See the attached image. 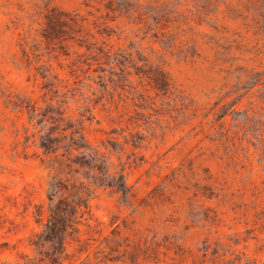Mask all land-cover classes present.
<instances>
[{
	"label": "rangeland",
	"instance_id": "1",
	"mask_svg": "<svg viewBox=\"0 0 264 264\" xmlns=\"http://www.w3.org/2000/svg\"><path fill=\"white\" fill-rule=\"evenodd\" d=\"M263 11L0 0V264H264ZM83 152L128 193L87 177ZM58 179L83 181L90 210L51 261L34 240Z\"/></svg>",
	"mask_w": 264,
	"mask_h": 264
},
{
	"label": "trees",
	"instance_id": "2",
	"mask_svg": "<svg viewBox=\"0 0 264 264\" xmlns=\"http://www.w3.org/2000/svg\"><path fill=\"white\" fill-rule=\"evenodd\" d=\"M66 23L68 25V21ZM249 25L264 33V11L253 12L249 18ZM157 77V80L166 84L167 80L164 72L158 73ZM58 141L59 139L49 136L42 142V146L48 151H55L57 148L55 145L59 144ZM72 144L69 147H74V145L78 148L86 147L85 142H77L76 140H73ZM72 160L79 163L84 169H88L85 173L95 183L112 186L124 194L128 193L129 187L123 174H120L119 177H110L108 166L97 154L83 152L82 155ZM50 191V214L44 229L36 235L37 238L34 240V243L42 247H45L49 243L51 252L46 250V253L49 255L51 261H58L60 255L65 250L66 237L78 230L81 218L90 210V192H88L83 181L80 184L70 186L63 179L53 181L50 185Z\"/></svg>",
	"mask_w": 264,
	"mask_h": 264
}]
</instances>
